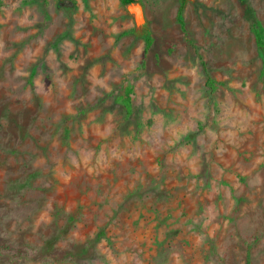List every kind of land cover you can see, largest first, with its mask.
Masks as SVG:
<instances>
[{
    "label": "rangeland",
    "instance_id": "374dc122",
    "mask_svg": "<svg viewBox=\"0 0 264 264\" xmlns=\"http://www.w3.org/2000/svg\"><path fill=\"white\" fill-rule=\"evenodd\" d=\"M132 1L0 0V264H264V0Z\"/></svg>",
    "mask_w": 264,
    "mask_h": 264
},
{
    "label": "trees",
    "instance_id": "16d2710c",
    "mask_svg": "<svg viewBox=\"0 0 264 264\" xmlns=\"http://www.w3.org/2000/svg\"><path fill=\"white\" fill-rule=\"evenodd\" d=\"M119 2L122 5H128L133 3L132 0H119ZM252 34L254 36L255 39V44L257 46V48L264 54V37L262 35V33L260 32L259 28L257 26H252L251 28ZM209 80V79H208ZM209 86L212 87L214 85L213 81L209 80ZM120 105L123 107L124 111L126 112V114H130L131 113V105H130V99L129 97H123L120 98Z\"/></svg>",
    "mask_w": 264,
    "mask_h": 264
}]
</instances>
